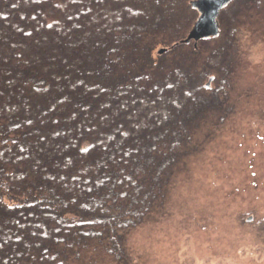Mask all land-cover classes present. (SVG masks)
Here are the masks:
<instances>
[{
	"label": "trees",
	"instance_id": "16d2710c",
	"mask_svg": "<svg viewBox=\"0 0 264 264\" xmlns=\"http://www.w3.org/2000/svg\"><path fill=\"white\" fill-rule=\"evenodd\" d=\"M189 1L0 0V264H140L132 233L232 112L234 26L264 38V0H233L183 44Z\"/></svg>",
	"mask_w": 264,
	"mask_h": 264
},
{
	"label": "rangeland",
	"instance_id": "374dc122",
	"mask_svg": "<svg viewBox=\"0 0 264 264\" xmlns=\"http://www.w3.org/2000/svg\"><path fill=\"white\" fill-rule=\"evenodd\" d=\"M239 22L246 57L231 82L232 112L173 179L164 217L132 233L140 264H264L263 28L252 14Z\"/></svg>",
	"mask_w": 264,
	"mask_h": 264
},
{
	"label": "water",
	"instance_id": "95a60500",
	"mask_svg": "<svg viewBox=\"0 0 264 264\" xmlns=\"http://www.w3.org/2000/svg\"><path fill=\"white\" fill-rule=\"evenodd\" d=\"M232 1L233 0H194L190 2V7L197 12L198 19L181 43L189 44L193 42L195 47L201 40L217 37L219 35V14L221 10ZM164 52L165 50H160L158 55H162Z\"/></svg>",
	"mask_w": 264,
	"mask_h": 264
}]
</instances>
